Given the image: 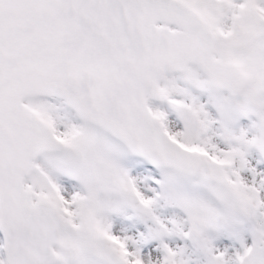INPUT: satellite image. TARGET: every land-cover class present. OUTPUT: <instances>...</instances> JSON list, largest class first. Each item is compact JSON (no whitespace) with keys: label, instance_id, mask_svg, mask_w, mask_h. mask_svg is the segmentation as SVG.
Segmentation results:
<instances>
[{"label":"snow or ice","instance_id":"6c2138e0","mask_svg":"<svg viewBox=\"0 0 264 264\" xmlns=\"http://www.w3.org/2000/svg\"><path fill=\"white\" fill-rule=\"evenodd\" d=\"M0 264H264V0H0Z\"/></svg>","mask_w":264,"mask_h":264}]
</instances>
